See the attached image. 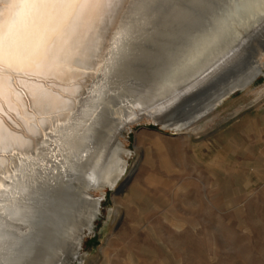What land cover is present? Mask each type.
<instances>
[{
    "label": "rangeland",
    "instance_id": "1",
    "mask_svg": "<svg viewBox=\"0 0 264 264\" xmlns=\"http://www.w3.org/2000/svg\"><path fill=\"white\" fill-rule=\"evenodd\" d=\"M251 1L240 0L238 8L235 0H229L230 8L210 18L213 28L228 31L217 47L235 36L232 56L243 70L255 65L264 69V27L260 23L264 0L249 6ZM149 8L146 6L141 12L144 18L135 22V28H139L128 44L131 54L127 45L123 59L118 61L122 66L117 64L119 70L115 68L109 77L110 90L93 116L89 135L81 132L86 143H81L82 153L75 149L71 152L74 170L64 172L57 184H36L68 199L53 211L51 222L57 223L47 239L36 245L27 264H264V74L243 89L233 90L214 109L181 130L161 128L162 124L150 118L130 125L121 138L129 151L123 153L126 172L113 189H98L104 181L110 183L113 170L122 163L118 160L114 165L117 154L111 145L113 133L109 132L99 162L93 165L98 140L106 127L112 121H123V115L118 118L114 108L133 98L149 103L160 93L141 91L138 85V65L152 54L148 45L162 40L170 27L168 17L161 18ZM193 79L194 73L188 75L180 88L186 91L172 100L162 115L172 113L188 88L200 81ZM156 113L145 115L160 114ZM176 121L182 119L165 123ZM76 123V119L70 121L73 128ZM71 140L65 139V150ZM85 172L91 177L90 185L84 181ZM81 182L96 190L81 188L82 202L70 207L72 190ZM97 206L99 214L90 230L87 225ZM40 234L41 239L44 230ZM74 249L77 253L71 260Z\"/></svg>",
    "mask_w": 264,
    "mask_h": 264
},
{
    "label": "bare ground",
    "instance_id": "2",
    "mask_svg": "<svg viewBox=\"0 0 264 264\" xmlns=\"http://www.w3.org/2000/svg\"><path fill=\"white\" fill-rule=\"evenodd\" d=\"M255 3H257V0L251 1L249 6ZM146 6L148 5L143 0H123L118 14L111 21L107 22L110 28V34L108 35L106 46L102 39L97 40L92 35L94 18L91 14H86L73 19L71 24L60 33L56 39L55 48L51 53L45 55L39 45L34 43L30 52L22 51L12 56L5 55L3 63L5 65H11L12 70L0 72V149H2V152H0V203L2 202L1 197L9 192L12 200H15V194H17L15 193V189H25L27 184H23V182L25 183L26 178L34 182L33 184H39L40 186L46 181L57 184L59 181L58 178L63 177L64 172H72L74 170L75 165L71 162V152L74 149L81 150L83 136L87 131L91 130L94 124L92 120L94 118L93 116L100 104L106 100L107 92L110 90V85L107 87V83L110 81L109 77L118 68L117 64L122 66V63L119 64L121 61L119 63L118 61L123 59L124 48L134 38V33L139 28H135V22L137 21L138 23L141 17L144 16V14L141 16V12H143ZM4 7L7 8V5ZM227 33L228 31H226V35ZM136 37L138 38V36ZM234 39L235 36L227 40L221 47H219L220 45L217 47V43H215L209 50L204 52L201 60L195 66L177 76L171 82L174 90L180 89L185 85L183 83L186 82L184 80H187L188 75L190 76V74L194 73L195 79L193 80L195 81L198 78L200 81L189 87L188 92L206 81L207 79L203 80V78L209 75L217 66L220 67L222 64L223 66L229 65L228 73L230 74V79L221 88L209 95L205 105L197 111L198 113L195 117L170 124L163 121L162 125L164 128L167 126L171 127L172 130L186 128L189 124L214 109L233 90L243 89L258 76L264 74V69H260L259 66H250L243 70L241 65L236 63V60L232 56ZM136 40L138 41V39ZM133 44L135 43L133 42ZM131 47V45H128L127 52L130 53L131 50L129 48ZM82 49H84L83 52H81ZM77 55L82 56L83 62L79 66H74L72 61ZM253 56L251 55L250 58ZM116 74H119L118 71ZM199 74L200 76H198ZM201 76L202 78L200 79ZM184 91L186 90L180 89L176 92L180 95ZM179 95L171 96L168 100L161 101L163 100L162 98L168 97L170 94L160 92L157 95L159 97L156 96L149 103H144L140 99L133 98L123 100L121 102L122 104L114 108V113H117L118 118L123 115V121L121 124L112 121L106 127V130L98 140L99 149L93 165L96 166L99 162L106 134L109 132L113 133L112 136L114 139L111 145L115 147L117 154L115 155V159H113L114 165L117 164L118 160H121L122 163L113 170V175L110 177L112 181L108 179V182H110L108 184L104 181L103 185H99L98 189H113L126 172L127 161L123 157V153L128 154L129 151L125 149L121 138L125 137V132L129 126L141 122L144 118L163 119V117L171 115V112L168 114L163 113L164 115L161 113L165 112L164 109L168 104L172 100L174 101L177 96L179 97ZM183 99L185 98L178 100L175 106H178V103H181ZM174 107L172 111L175 109ZM156 111L157 113L160 112V114L145 115ZM72 119L77 120L76 128H73L70 124ZM82 131L86 133L82 134ZM68 137L72 138V143L65 150V139ZM83 143L86 144L85 141ZM94 147L96 148V146ZM82 158V155H79V159ZM15 177L19 180L16 179L18 181L14 183L13 180ZM83 178L90 185L89 180L91 177L89 178L86 172ZM60 182L66 183L64 180ZM62 183L60 185L65 187ZM92 183V185L96 184V182ZM89 185H83L82 183L80 186H76L72 190L73 194L71 197L68 193L70 197L69 201L70 203L72 202L70 207L82 202L83 191L81 188L85 187L87 190H96V188H91L92 186ZM66 189L67 191L70 190L68 187ZM97 204L99 206L98 202ZM98 206L91 217L90 224L87 225L90 230L93 227V224H91L92 220L99 214ZM44 213L46 216L49 214L47 224L43 227L45 236L42 237L47 239L46 236L53 231L54 224L57 222H51L50 217L54 216L51 207L49 209L47 208ZM59 226L60 228L62 227L61 224ZM71 253L70 259L72 260L77 250L74 249Z\"/></svg>",
    "mask_w": 264,
    "mask_h": 264
},
{
    "label": "snow or ice",
    "instance_id": "3",
    "mask_svg": "<svg viewBox=\"0 0 264 264\" xmlns=\"http://www.w3.org/2000/svg\"><path fill=\"white\" fill-rule=\"evenodd\" d=\"M143 2L157 11L159 17H168L170 27L162 40L148 45L152 54L138 65L139 88L148 93L179 95L171 82L195 66L205 51L225 38L226 33L213 28L210 18L220 16L231 5L229 0ZM235 3L239 8L240 0ZM122 4L123 0H0V72L12 70L11 65L3 63L5 55L30 52L34 43L45 55L51 53L60 33L73 19L86 14L94 18L92 35L97 40L102 39L106 46L110 34L107 22L118 14ZM260 23L264 27V18ZM82 62V56L77 55L72 64L79 66Z\"/></svg>",
    "mask_w": 264,
    "mask_h": 264
},
{
    "label": "water",
    "instance_id": "4",
    "mask_svg": "<svg viewBox=\"0 0 264 264\" xmlns=\"http://www.w3.org/2000/svg\"><path fill=\"white\" fill-rule=\"evenodd\" d=\"M228 71L229 65L223 66L222 64L214 69L201 85L186 92L185 99L174 107L171 116H165L163 119H151L155 124L181 119L173 118L177 115L184 117L182 120L192 119L198 113L197 111L205 105L209 95L221 88L230 79L227 77ZM161 128L164 126L162 125ZM33 183L26 178L23 184H27V187L15 189V193H17L15 200H12L10 192L1 197L0 264H27L36 245L41 240L43 241V238L40 239V233L43 232V227L47 224L49 217V214L46 216L44 212L50 207L52 211H57L60 206L67 202L66 196L67 199L65 200L60 194L54 193L53 195V192L49 191L48 188H39L40 185L35 186Z\"/></svg>",
    "mask_w": 264,
    "mask_h": 264
},
{
    "label": "trees",
    "instance_id": "5",
    "mask_svg": "<svg viewBox=\"0 0 264 264\" xmlns=\"http://www.w3.org/2000/svg\"><path fill=\"white\" fill-rule=\"evenodd\" d=\"M153 127H156V126H153Z\"/></svg>",
    "mask_w": 264,
    "mask_h": 264
}]
</instances>
